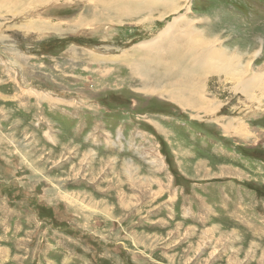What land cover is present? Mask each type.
<instances>
[{"label":"rangeland","instance_id":"rangeland-1","mask_svg":"<svg viewBox=\"0 0 264 264\" xmlns=\"http://www.w3.org/2000/svg\"><path fill=\"white\" fill-rule=\"evenodd\" d=\"M49 2L0 0V264H264V0Z\"/></svg>","mask_w":264,"mask_h":264},{"label":"bare ground","instance_id":"bare-ground-1","mask_svg":"<svg viewBox=\"0 0 264 264\" xmlns=\"http://www.w3.org/2000/svg\"><path fill=\"white\" fill-rule=\"evenodd\" d=\"M5 1V0H4ZM49 1H52V0H14V5H16L17 7L19 6V7H23L25 4H27V5H30V4H33V3H36V4H39L40 2L41 3H44V2H49ZM55 1V0H54ZM73 1V0H72ZM88 1V0H87ZM92 1H94V4L92 5V6H90V7H94V6H96V8H94L93 10H95V11H102L103 10V12H104V10L106 11H112L113 10V13L115 14V16H117L116 18H120V17H123L126 13H130L131 11L133 12V11H137V10H140L141 8L142 9H147V8H149V6L150 5H153V4H159V5H162L163 7H165V9L166 10H169V11H176V10H178L179 8H181L182 7V4L184 3V1L185 0H144V3H143V1H142V3L141 2H139V3H136L135 1V3L136 4H130L129 2H131V1H129V0H118V2H115V3H113V4H115V5H112V6H110L109 5V3L107 4V3H105L104 2V4H101L102 6H101V8H97L98 6H100L98 3H97V1L98 0H92ZM90 2V1H89ZM107 2H111V1H107ZM133 2V3H134ZM50 3V2H49ZM148 3V4H147ZM3 4V3H2ZM185 4V3H184ZM12 5V4H11ZM155 6V5H154ZM89 7V8H90ZM24 8V7H23ZM31 8V7H30ZM43 8V7H42ZM45 8V7H44ZM46 9V8H45ZM97 9V10H96ZM111 9V10H110ZM21 10H23V9H21ZM41 10V9H40ZM29 13H30V11H29ZM33 13V12H32ZM110 12H108V14H109ZM130 15H131V13H130ZM129 15V16H130ZM37 16V15H36ZM143 18V17H142ZM145 18V17H144ZM32 19V18H31ZM25 20V19H24ZM177 20H183V18L182 19H180V18H174L173 19V21L172 22H169L168 24H167V26H166V28H163L162 30H160L156 35L157 36H153L151 39H149V40H146V41H140V42H138L137 44H136V46L139 48V49H142L143 47L144 48H147V47H145L146 45H149L151 48H149V50L148 51H146V56L147 57H150V58H152V59H155V60H153V62L155 61V62H157V61H159L160 62V60L161 61H163V58L164 57H162V54H164L162 51H160L161 49H170L171 50V53H174L172 56H171V58H170V62H172L173 60V63L175 62L176 64H178V63H180V64H185V63H188V61H191V62H195V60L197 61V64H195L194 63V65H200L202 62L203 63H205V64H207L208 63V66H209V63L210 64H212L213 62H219V61H214V59H216L215 57L217 56V55H223V56H225V53H222V52H220V54H217L216 52H215V50L214 49H204V48H202V49H204V51H202L201 49H199V50H201V51H197V52H195V51H193V50H197V49H195L196 47H195V45L196 44H191L190 43V45L187 47V52H185L184 53V55L183 56H181L180 57V55L182 54V53H180V51H179V49H182V48H184L185 46L183 45L182 47H179L176 43V39L175 38H170V36H169V31H170V28L172 27V26H177V27H180L181 25L180 24H178V23H180V22H177ZM26 21H28V19H26L24 22H26ZM23 22V23H24ZM30 23V22H29ZM29 23H27L26 22V25L27 24H29ZM186 23V22H185ZM25 24V23H24ZM81 24V23H80ZM92 24V23H91ZM21 26H23L22 24H21ZM184 26V25H183ZM23 27H25V29H24V33H26V32H28V31H30V32H36V29H34V28H29L30 27V25H29V27L28 26H23ZM33 27V26H32ZM44 27H47V28H49L50 26H43V28ZM53 28H55V27H53ZM187 28V27H186ZM42 29V28H41ZM178 29V28H177ZM46 30V29H45ZM48 30V29H47ZM191 31V30H190ZM175 32V31H174ZM192 32V31H191ZM194 32V31H193ZM187 33H189V31L188 32H186V34ZM190 34H192V33H190ZM196 34V33H195ZM174 35V34H173ZM179 35V34H178ZM197 35V34H196ZM196 35H194V33H193V37L195 38V36ZM161 36H163V37H161ZM164 38V37H167V39L169 40V39H172V40H170V41H168L167 42V44H166V46L164 47V48H162V43L160 42V39L159 38ZM180 38V37H179ZM197 39H200V38H197ZM163 41V40H162ZM201 41H202V43H206V44H211V45H208V46H212V43H211V41L209 40V41H206V39L204 38V37H202L201 38ZM194 42V41H193ZM194 43H196V41L194 42ZM187 44V43H186ZM185 44V45H186ZM205 47V46H204ZM137 48V49H138ZM186 48V47H185ZM184 48V49H185ZM241 50V49H240ZM185 51V50H184ZM217 51V50H216ZM195 52V53H194ZM137 53V52H136ZM162 53V54H161ZM241 53H243V52H241ZM185 55H187V56H185ZM242 55V54H241ZM137 56H139V55H137ZM135 59V62L134 63H131L130 64V66H131V69H132V71H135L137 68H138V58H137V60H136V58H134ZM182 59H184L185 60V62L182 60ZM223 60H228V58L227 57H225ZM125 61H126V59H125ZM124 62V61H123ZM164 63V62H163ZM166 63V62H165ZM124 64V63H123ZM220 64H221V62H220ZM156 65V64H155ZM224 68H226L223 64H221ZM170 66V64L169 63H167V66H164V67H166V68H168ZM190 65H189V63H188V67H189ZM201 67V66H200ZM248 67V66H247ZM202 68V67H201ZM206 68H207V66H206ZM206 68H203V70L204 69H206ZM233 68V67H232ZM160 70V69H159ZM239 78H240V76H239ZM251 80H253V78H249V79H247V80H244V81H242V79L240 78V81H238L239 82V86H240V90H245V91H247V89L248 88H250L251 87V82H249V81H251ZM190 81V80H189ZM194 80L192 79L189 83H187L186 84V82H185V86H188V87H185L184 85H181V86H184L183 88V90H181V89H178V88H176V87H171L170 88V90L175 94L174 96H177L178 97V99L176 98L175 100H176V102L180 105V106H182V107H189L192 103H194V99L195 100H197V102H202L203 101V99H202V97L201 96H199L198 94H196V97L194 96V93H193V91L191 90L192 88V86H194ZM150 83V82H149ZM198 84V83H197ZM197 84H195V85H197ZM175 86H177V85H175ZM179 87V86H178ZM190 88V89H189ZM199 88H200V86H199ZM194 89H196V88H194ZM191 90V91H190ZM167 91H169V90H167ZM166 91V92H167ZM248 92V91H247ZM162 94V93H161ZM166 95V94H165ZM170 96V95H169ZM171 99V98H170ZM205 99H206V97H205ZM205 101H207V99L205 100ZM209 105V104H208ZM229 124V123H228ZM227 127V126H226ZM231 127V126H230ZM232 130V129H231ZM230 130V131H231ZM123 204V203H122Z\"/></svg>","mask_w":264,"mask_h":264}]
</instances>
